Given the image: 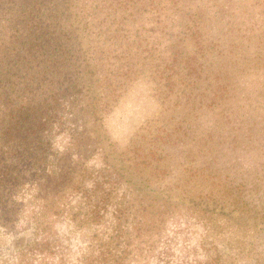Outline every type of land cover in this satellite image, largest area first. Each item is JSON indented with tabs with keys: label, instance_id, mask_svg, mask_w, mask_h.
<instances>
[{
	"label": "trees",
	"instance_id": "16d2710c",
	"mask_svg": "<svg viewBox=\"0 0 264 264\" xmlns=\"http://www.w3.org/2000/svg\"><path fill=\"white\" fill-rule=\"evenodd\" d=\"M139 78L162 107L140 126L131 155L119 151L121 165L84 159L81 176L74 161L60 168L59 138L77 142L75 125L103 120ZM241 133L256 151L264 0H0V264H43L36 237L61 213L104 230L57 264H144L130 237L149 223L150 194L128 180L168 174L182 147L219 161ZM24 225L35 237L18 232Z\"/></svg>",
	"mask_w": 264,
	"mask_h": 264
},
{
	"label": "rangeland",
	"instance_id": "374dc122",
	"mask_svg": "<svg viewBox=\"0 0 264 264\" xmlns=\"http://www.w3.org/2000/svg\"><path fill=\"white\" fill-rule=\"evenodd\" d=\"M161 107L153 83L135 79L103 120L82 118L75 125L72 135L77 142L72 144L69 135L59 138L60 168L65 170L74 161L81 176L84 159L88 165L98 166L107 155L112 163L121 165L118 152L129 153L127 147L137 138L140 126ZM247 109L246 123L250 125V107ZM237 139L241 140L239 146L226 148L219 161L214 160L213 151L182 147L173 151L168 174L163 177L146 184L130 176L133 189L150 194L145 212L149 223L141 228L142 234L134 232L130 237L137 262L264 264V134L255 143L256 151L250 148V133L243 138L241 133ZM73 199L74 206L80 199ZM69 217L61 213L36 237L41 245L37 247L43 248L39 250L43 264L63 263L68 256L76 259L104 230L103 225L78 218L72 222ZM17 230L30 234L29 239L35 237L27 225ZM32 259L40 258L35 253Z\"/></svg>",
	"mask_w": 264,
	"mask_h": 264
}]
</instances>
